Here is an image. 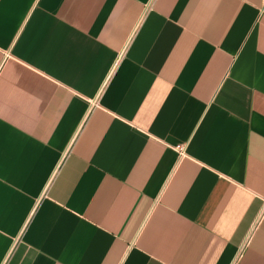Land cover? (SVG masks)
<instances>
[{"label":"crops","instance_id":"crops-1","mask_svg":"<svg viewBox=\"0 0 264 264\" xmlns=\"http://www.w3.org/2000/svg\"><path fill=\"white\" fill-rule=\"evenodd\" d=\"M0 264H264V0H0Z\"/></svg>","mask_w":264,"mask_h":264}]
</instances>
